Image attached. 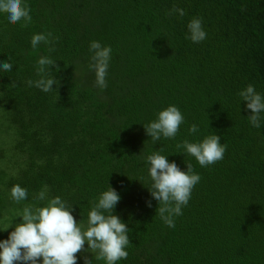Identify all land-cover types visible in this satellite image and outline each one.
I'll return each mask as SVG.
<instances>
[{"label":"trees","instance_id":"obj_1","mask_svg":"<svg viewBox=\"0 0 264 264\" xmlns=\"http://www.w3.org/2000/svg\"><path fill=\"white\" fill-rule=\"evenodd\" d=\"M26 3L30 22L0 16V60L13 63L0 73V141L9 142L0 146V230L9 227L0 239L24 206L55 196L86 226L110 185L121 196L115 214L129 228L128 256L119 264H264V119L252 127L238 96L248 84L264 94V0ZM173 7L185 15H168ZM192 18L207 33L198 44L185 38ZM36 33H51L54 43L32 49ZM93 40L112 48L104 90L87 67ZM41 56L56 61L49 75L58 83L49 93L27 85L40 78ZM169 105L185 122L175 139L154 144L143 124ZM192 124L196 134L188 132ZM209 134L226 145L222 160L200 167L177 154V144ZM156 150L181 170L186 159L201 177L174 228L164 225L147 189L144 158ZM17 184L28 193L20 203L10 197ZM40 191L44 201L35 199Z\"/></svg>","mask_w":264,"mask_h":264},{"label":"clouds","instance_id":"obj_2","mask_svg":"<svg viewBox=\"0 0 264 264\" xmlns=\"http://www.w3.org/2000/svg\"><path fill=\"white\" fill-rule=\"evenodd\" d=\"M26 0H0V16L8 23H28L32 17ZM168 15L183 17L184 10L173 7ZM185 38L198 44L207 38L202 19L192 18L186 25ZM41 43L53 44L51 33H36L31 37V48L36 49ZM88 70L95 73V85L104 90L107 87L106 76L112 58V48L93 40L88 46ZM13 63L9 59L0 60V73L12 71ZM56 69V61L48 56H41L36 61V73L40 77L28 80L29 87H35L44 93H49L57 86V79L49 75ZM240 103H245V109L250 110L247 116L249 124L254 128L262 127L264 114V94L257 92L254 85L248 84L238 92ZM185 122L184 115L175 105H169L160 110L155 119L143 124L145 134L155 144L158 141L176 138L180 126ZM199 128L192 124L189 134H196ZM184 157L193 158L200 167L215 164L224 157L226 145L220 142L216 134H209L202 139L191 142L185 139L176 145ZM169 155L156 150L144 158L147 168V186L151 200L158 203L159 217L168 228L175 227V218L182 215L191 198L193 188L201 177L194 171L191 162L184 161L186 170H181L175 161H169ZM27 189L19 184L10 189V197L20 203L27 199ZM38 201L45 200V191H40ZM121 200L120 194L110 185L107 190L99 193L87 213V224L82 225L73 216L74 207L60 196L47 200L41 207L24 206L17 214L20 218L14 223L12 231L6 239H0V264H77V253H81L84 264L93 261L101 264H119L128 256L129 228L115 214V209ZM151 200L146 205L151 207ZM9 229L7 227L3 232ZM90 253L91 256L84 255Z\"/></svg>","mask_w":264,"mask_h":264},{"label":"rangeland","instance_id":"obj_3","mask_svg":"<svg viewBox=\"0 0 264 264\" xmlns=\"http://www.w3.org/2000/svg\"><path fill=\"white\" fill-rule=\"evenodd\" d=\"M7 145H9V142H6V141H0V146H7ZM6 154L8 155V152H6ZM5 161H3V163H4ZM0 163H2V162H0ZM2 163V164H3Z\"/></svg>","mask_w":264,"mask_h":264}]
</instances>
